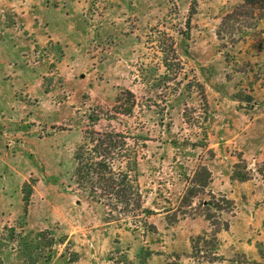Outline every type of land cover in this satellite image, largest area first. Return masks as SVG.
Listing matches in <instances>:
<instances>
[{
  "label": "rangeland",
  "instance_id": "374dc122",
  "mask_svg": "<svg viewBox=\"0 0 264 264\" xmlns=\"http://www.w3.org/2000/svg\"><path fill=\"white\" fill-rule=\"evenodd\" d=\"M241 2L0 0V264H211L188 255L212 197L215 264H264V20L222 24ZM90 129L133 138L151 215L77 185Z\"/></svg>",
  "mask_w": 264,
  "mask_h": 264
},
{
  "label": "trees",
  "instance_id": "16d2710c",
  "mask_svg": "<svg viewBox=\"0 0 264 264\" xmlns=\"http://www.w3.org/2000/svg\"><path fill=\"white\" fill-rule=\"evenodd\" d=\"M264 20V0H242L232 11L227 13L222 24L232 22L240 29H254L258 22ZM219 35V33H218ZM129 99L121 102L116 111L117 114L126 112L134 106V96L129 91L121 93ZM124 106H127V108ZM84 141L78 147L74 160L76 161L75 179L77 185L84 189L87 197L109 209L110 213L118 216L130 215L137 219L141 215H151L150 210L142 208V195L136 183L138 171L137 145L131 146L128 141H134L127 134L116 132L112 129L97 131L90 129L84 132ZM204 173L201 177L205 181L209 178L208 171L201 167ZM207 172V173H206ZM194 183L196 188L206 187V183ZM195 188L186 190L189 198L193 199L199 191ZM223 202L225 205L221 204ZM207 214L204 219L208 222L210 232H203L190 239L189 258L197 262L215 264L223 261L217 253L219 242L217 234L228 228L226 221L220 219L222 211L229 212L230 206L227 201H219L212 197L210 201L202 203ZM215 211L214 213H211ZM231 264H256L241 262L238 260L229 261Z\"/></svg>",
  "mask_w": 264,
  "mask_h": 264
}]
</instances>
